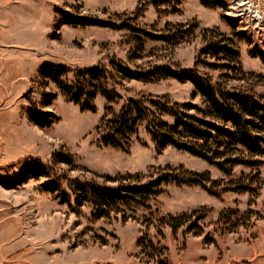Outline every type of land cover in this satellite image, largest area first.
I'll use <instances>...</instances> for the list:
<instances>
[{
	"label": "rangeland",
	"instance_id": "374dc122",
	"mask_svg": "<svg viewBox=\"0 0 264 264\" xmlns=\"http://www.w3.org/2000/svg\"><path fill=\"white\" fill-rule=\"evenodd\" d=\"M220 2V8H204L200 0H0V264H264V156L257 158L263 165H237L226 175L174 148L159 151L143 129L127 152L103 147L96 127L106 99L97 96L95 113L81 112L39 77L46 64L69 68L61 78L66 83L78 70L111 61L132 71L193 69L204 45L200 32L214 30L235 43L238 63L207 57L220 67L198 65V73L264 101V64L257 56L264 54V0ZM61 13L120 27L68 25ZM108 85L120 97L115 112L148 95L201 107L189 83L118 79ZM45 94L56 98L44 105ZM32 105L57 120L45 129L30 124ZM62 152L72 158L70 165L55 160ZM30 165L45 166L48 176L13 187ZM166 167L206 174L207 190L163 186L147 208L122 207L125 219L114 213L96 219L89 207L74 204V182L148 177ZM46 183L59 184L72 209L43 191ZM237 184L248 189L237 191ZM193 212L199 215L176 232L168 226L169 218ZM198 216L204 219L194 227Z\"/></svg>",
	"mask_w": 264,
	"mask_h": 264
},
{
	"label": "trees",
	"instance_id": "16d2710c",
	"mask_svg": "<svg viewBox=\"0 0 264 264\" xmlns=\"http://www.w3.org/2000/svg\"><path fill=\"white\" fill-rule=\"evenodd\" d=\"M204 8H220V0H200ZM138 9L132 19L139 16ZM64 23L68 25L109 27L116 29L111 22L88 21L74 19L61 13ZM184 25L178 26L182 28ZM188 33L185 30H179ZM147 37L166 40L165 36ZM201 39L204 43L199 50L193 69L179 71L161 66L150 70L132 71L121 62L111 61L108 67H94L78 70L73 75V80L66 83L62 77L70 72L65 66L46 64L41 68L40 79L44 84H53L65 97L66 102L79 108L81 112L95 113L94 101L97 96H102L107 103L104 107L105 114L96 127L99 143L122 152H127L140 129L150 137L155 147L161 151L168 147L185 152L215 166L226 175H230L232 168L237 165L257 167L263 162L257 158L264 156V101L246 92L230 91L220 85H214L209 78L201 76L197 66L217 68L214 64L206 62L210 57L216 61L238 63L239 52L235 43L223 34L214 30H202ZM208 37L213 40L208 41ZM264 64V54L257 55ZM222 67V66H221ZM224 67V66H223ZM133 80L150 83L161 79H172L179 83H189L193 88V96L201 101V107L192 104H179L172 102L168 97L142 96L138 100H128L125 105L115 112L112 108L114 100L119 95L110 91L109 81ZM48 105L56 98L55 94H45ZM30 124L41 128H49L57 120L51 113L40 112L32 105L27 112ZM167 119L171 120L168 121ZM67 153H55L53 156L59 163L70 165L72 158ZM48 170L45 166L30 165L17 177L13 187L21 186L31 179L45 178ZM205 175L190 172L177 173L169 167L158 170L150 176L125 175L116 178L94 176L102 182H74L72 192L76 198L74 204L80 209L89 207L96 219L110 218L114 213H125L122 207L135 204L147 208L149 202L162 193V187L170 184L177 186H199L207 190ZM245 190L248 187L237 184L235 188ZM42 190L55 194L60 204H69V196L60 191L59 184L46 183ZM61 195V199L59 198ZM74 211V210H72ZM197 212L169 218L168 226L173 232L185 226L188 220L197 216ZM198 216L196 222L203 220ZM200 232V231H199ZM150 246L152 245L151 242Z\"/></svg>",
	"mask_w": 264,
	"mask_h": 264
}]
</instances>
